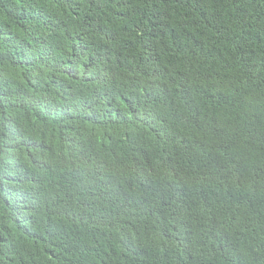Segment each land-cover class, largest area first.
Returning a JSON list of instances; mask_svg holds the SVG:
<instances>
[{
	"label": "trees",
	"instance_id": "16d2710c",
	"mask_svg": "<svg viewBox=\"0 0 264 264\" xmlns=\"http://www.w3.org/2000/svg\"><path fill=\"white\" fill-rule=\"evenodd\" d=\"M0 264H264V0H0Z\"/></svg>",
	"mask_w": 264,
	"mask_h": 264
},
{
	"label": "clouds",
	"instance_id": "9594fccd",
	"mask_svg": "<svg viewBox=\"0 0 264 264\" xmlns=\"http://www.w3.org/2000/svg\"><path fill=\"white\" fill-rule=\"evenodd\" d=\"M159 14V5H157V7L155 9H153L151 12L143 15L145 18H149V19H154L158 16Z\"/></svg>",
	"mask_w": 264,
	"mask_h": 264
}]
</instances>
